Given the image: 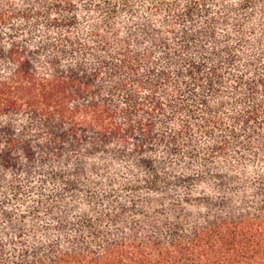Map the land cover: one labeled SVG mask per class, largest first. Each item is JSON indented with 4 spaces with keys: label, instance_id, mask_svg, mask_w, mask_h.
Instances as JSON below:
<instances>
[{
    "label": "trees",
    "instance_id": "16d2710c",
    "mask_svg": "<svg viewBox=\"0 0 264 264\" xmlns=\"http://www.w3.org/2000/svg\"><path fill=\"white\" fill-rule=\"evenodd\" d=\"M0 264H264V0H0Z\"/></svg>",
    "mask_w": 264,
    "mask_h": 264
},
{
    "label": "rangeland",
    "instance_id": "374dc122",
    "mask_svg": "<svg viewBox=\"0 0 264 264\" xmlns=\"http://www.w3.org/2000/svg\"><path fill=\"white\" fill-rule=\"evenodd\" d=\"M83 33H84V36L85 34H87V30L85 28L83 29Z\"/></svg>",
    "mask_w": 264,
    "mask_h": 264
}]
</instances>
